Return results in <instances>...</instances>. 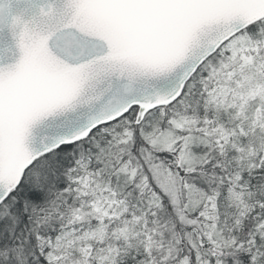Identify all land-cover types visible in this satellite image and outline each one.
Masks as SVG:
<instances>
[{"label":"snow or ice","instance_id":"6c2138e0","mask_svg":"<svg viewBox=\"0 0 264 264\" xmlns=\"http://www.w3.org/2000/svg\"><path fill=\"white\" fill-rule=\"evenodd\" d=\"M0 264H264V0H0Z\"/></svg>","mask_w":264,"mask_h":264}]
</instances>
